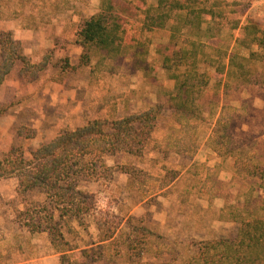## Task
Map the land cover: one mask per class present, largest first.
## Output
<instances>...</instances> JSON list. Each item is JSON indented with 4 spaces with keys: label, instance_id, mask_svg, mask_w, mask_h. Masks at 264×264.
Listing matches in <instances>:
<instances>
[{
    "label": "rangeland",
    "instance_id": "obj_1",
    "mask_svg": "<svg viewBox=\"0 0 264 264\" xmlns=\"http://www.w3.org/2000/svg\"><path fill=\"white\" fill-rule=\"evenodd\" d=\"M147 2L155 3V0ZM98 6L99 0H0V13L18 15L21 27L33 30L29 61L36 64L44 56L49 57L46 69L31 82L20 75L21 63L16 62L9 76L13 84L5 89L6 95L0 94V159L12 148H19L30 158V153L39 145L61 132L93 120L112 121L163 105V113L142 156H105L109 172L101 171L99 179L82 175L78 187L95 196L98 210L108 211L120 219L133 217L157 236L149 240L151 251L137 261H129L126 255L110 256L100 264H183L193 254L195 242L225 238L234 231V224L218 219L226 205L240 207L250 188H254V196L264 200V190L258 188V181L235 175L231 161H222L205 145L211 127L223 117L229 121L233 135L252 140L250 152L264 160V86L243 87L228 81L225 87V76L215 74L213 67L202 64L200 70L206 74L208 84L198 104L206 121L199 124L200 133L192 154L167 153V135L176 127L166 107L165 92L173 89L174 82L160 67L161 56L156 49L167 45L169 31H141L142 17L138 10L144 7L136 1L134 6L138 9L123 20L122 58L118 62H106L105 68L91 74V67L80 66L82 49L76 44V34L81 20L90 17ZM244 8V0H225L220 36L206 42L207 46L233 47L239 36L237 28H233L241 22ZM59 13L66 15L65 18L56 17ZM39 32L44 41L41 55L34 43V35ZM241 52L246 54L244 50ZM95 61L96 57L92 64ZM145 63L154 65L155 78L145 77ZM42 81L51 83L49 90L40 93L36 89ZM176 148L185 150L181 146ZM128 167L145 174L137 176L131 187H127L129 176L121 173ZM167 170L175 172L176 178L165 186ZM17 185L15 177L0 179V252L10 246L17 248L18 245L21 249L25 241L28 249L30 236H34L31 239L35 242H42L38 236L41 232L33 233L25 225L29 220L25 210L33 211V205L42 204L45 197L39 191L18 194ZM41 216L44 218L46 214ZM85 222L90 225L88 235L75 221L71 222L70 231L61 230L66 240L77 248L71 253L72 258L78 257V250L90 243V237L93 240L97 237L93 219L87 218Z\"/></svg>",
    "mask_w": 264,
    "mask_h": 264
},
{
    "label": "trees",
    "instance_id": "obj_2",
    "mask_svg": "<svg viewBox=\"0 0 264 264\" xmlns=\"http://www.w3.org/2000/svg\"><path fill=\"white\" fill-rule=\"evenodd\" d=\"M136 1L144 7L138 10L142 17L141 31H169L167 45L156 49L161 56L160 67L174 82L173 89L165 92L166 107L176 127L167 135V153L192 154L200 133L199 124L206 121L198 101L208 78L200 66L208 65L215 74L225 76V87L228 81H233L243 87L262 88L264 28L248 21L239 27L233 47L207 46L206 42L220 36L225 0H155L149 4L148 0H99L97 12L81 20L76 34V44L82 49L80 66L91 67L94 74L105 68L106 62H118L122 58L123 20L138 9L134 6ZM94 57L96 61L92 64ZM18 61L20 75L31 82L46 69L49 57L31 63L12 33L0 32V86ZM143 72L150 79L156 76L152 63H145ZM163 108L160 104L112 121L93 120L57 134L32 151L30 158L19 148H12L0 159V179L15 177L18 194L39 191L44 195L42 204L33 205V211L25 210L29 216L25 225L33 233H47L52 249L59 255V264H100L110 256L124 255L132 262L151 251L149 240L156 236L153 231L133 217L125 220L98 210L95 196L79 189L78 183L82 175L99 179L101 171L109 172L105 156H142ZM250 143L252 140L235 137L229 121L223 117L215 121L205 141L218 158L231 161L235 175L258 181V188L264 190V160L250 152L253 145ZM179 146L186 151L176 150ZM121 173L129 176L127 187L134 186L137 176L145 175L142 170L129 167ZM165 174L163 181L168 186L176 174L171 170ZM253 190L250 188L243 196L240 207L226 205L220 211V221L235 225L231 235L195 242L193 254L183 264H264V200L254 196ZM41 213L46 216L42 218ZM87 218L93 219L97 237L93 240L89 236L90 243L78 250L77 258H72L71 253L77 248L66 240L61 230L70 231V224L75 221L88 235Z\"/></svg>",
    "mask_w": 264,
    "mask_h": 264
},
{
    "label": "crops",
    "instance_id": "obj_3",
    "mask_svg": "<svg viewBox=\"0 0 264 264\" xmlns=\"http://www.w3.org/2000/svg\"><path fill=\"white\" fill-rule=\"evenodd\" d=\"M244 2L245 8L241 13V22L239 23L236 31H239V27L248 21L256 22L260 27L264 28V0H244ZM97 10L95 12H97ZM2 13L3 12L0 13V32H11L13 38L21 43L23 54L29 59L32 56L29 42L30 39L32 40L33 30L28 27H21L20 20H18V15L13 13H11L10 15H3ZM59 14L56 16L59 19H61V17L64 19L66 16ZM71 18H74V15ZM57 35H60V33H58ZM34 37H36V39L34 40L35 47L39 48L38 52L40 53L41 47L43 46L44 42L42 33L39 32L38 34L34 35ZM45 37L47 40L48 37ZM51 48H53V46ZM39 55H41V53ZM11 73H13V69L6 76L4 82L0 86V94L4 92L3 94L6 95L5 89L8 87V85L13 84V82L9 80V76L11 75ZM50 83L43 82V84L39 85L36 90L40 93L46 92L50 89ZM47 85H49L48 88ZM38 236L42 238V242H35L34 239H31V237L33 238L34 236H30L29 241L31 246L28 249H25L24 246L27 241L22 243L21 249L18 245L17 248H15V246H10L9 248L3 249L2 252H0V264H58L59 255L53 254L46 233L41 232ZM34 245L37 246L33 247Z\"/></svg>",
    "mask_w": 264,
    "mask_h": 264
}]
</instances>
